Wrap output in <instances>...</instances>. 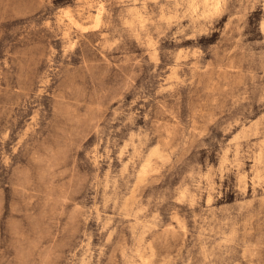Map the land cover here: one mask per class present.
I'll list each match as a JSON object with an SVG mask.
<instances>
[{"label":"clouds","instance_id":"obj_1","mask_svg":"<svg viewBox=\"0 0 264 264\" xmlns=\"http://www.w3.org/2000/svg\"><path fill=\"white\" fill-rule=\"evenodd\" d=\"M30 2L39 12V16L22 17L25 21L24 29H13L8 36L16 42L25 40L30 32H40L45 36L47 47L55 59L51 55L41 54L43 65L36 71L31 70V61H26L23 65L20 86L22 89L26 87L27 92L22 93V99L16 103L22 115L31 110L32 117L24 121V127L19 132L21 138L12 148V155L24 157L26 161L23 171L19 165L16 168L17 174L24 176L22 190L27 192L29 188L33 191L39 189L41 196L36 198L37 206L41 199L46 198L52 207L48 216L40 220L39 229L36 227V207L33 206L31 197L12 209L8 217L0 215V264H92L91 255L87 259H81L71 250H68L67 255L63 254V241L56 240L55 236L67 239L64 236L67 227L59 224V213L54 211L55 206L59 205L63 210L68 203L65 197L67 192L72 191L70 186L73 184L77 187L87 184L94 191L98 185L103 184L111 190V195H105L116 212V206L120 204L125 192L131 191V185L143 183L140 170L145 160L150 158L152 165L148 174L151 179L147 183L161 185L162 181L168 182L167 187L161 185L160 192L153 189L149 196L150 202L155 198L161 203L175 201L171 207L183 205L185 201L176 198V188L173 186L177 179L179 186L189 194L192 205H198L202 200L206 204L204 193L210 188L216 194V199H223L224 194L229 191L224 186L228 179L225 172L240 167L237 157L244 154L234 142L225 144L223 137L217 138L214 131L227 135L225 127L229 131L231 128L224 120L219 124L217 120L229 110L225 106L228 99H234L235 102L231 105L234 108L251 96L258 106L264 107V75L259 76L261 83L257 84L256 74H247L251 75V90L247 85L243 91L232 84L219 85L217 94L221 97V102L211 99L212 114L202 121L203 131L195 136L200 141L199 147L206 153L203 165L192 164L187 159L188 146L191 144L188 137L180 139L175 146L162 143L160 150L163 155L155 157L149 146V133L152 136L157 133L152 128H138L136 131L133 129L137 128L135 121L139 117L140 109L144 107L140 102H156V95L150 93L153 90L154 77L158 74L152 66L151 57L144 60L143 56H130L127 50L148 39L156 44L166 39L179 45L189 38L186 33L192 26L177 25L176 31L169 36L171 29L159 23L161 0H74L78 7L86 10L78 13L74 8L72 20L75 25L68 20L57 21L55 13L48 12L49 8L55 7L52 0ZM236 3L243 5L244 0H164V7L173 12L177 8L183 10L189 4H199L201 12L207 7H219L221 10L215 15L205 13L199 17L206 26L203 36L211 39L214 33H221L223 40L217 41L216 45H207L209 51L214 47L218 48V53L201 65L197 83L202 86L197 87L189 80L194 94L199 92L203 96L210 91L207 87L210 82L214 79L223 80V76L217 71L220 63L230 64L233 59H239L238 50L242 49L237 43L236 33L240 29L232 15ZM97 7L101 10L99 22L95 15L87 12V9ZM225 15L230 17L228 27L222 23ZM68 29L72 30V37L77 41L80 53L73 52L64 59L57 53H62L61 37ZM260 31L264 35V21L261 22ZM54 41L59 42V50L52 46ZM3 42L8 43L7 40ZM234 53L237 55L234 56ZM109 55L118 62L116 66L119 72L114 74L113 79L105 81L102 73L112 67V62L108 60ZM4 63L7 64V61ZM260 69H264V56L261 57ZM141 72L145 73L143 77L139 76ZM127 96L132 99L126 100ZM113 104L116 105L115 108L112 107ZM138 104L140 108L136 107ZM150 111L148 109L144 113L146 123L150 120ZM168 115L175 118L173 113ZM221 124H225V127H221ZM6 138V133L0 135V140ZM202 138H206L207 143ZM216 146L221 151L227 149L232 152L234 159L226 161V165L230 167H213L211 157ZM7 159V154L0 150V162ZM53 179L56 180V188L49 190ZM217 179L219 184L215 183ZM260 199L264 206V197ZM72 205L75 207V199ZM116 214L119 215L120 212ZM191 218H196L194 208ZM78 223L83 224L84 221ZM258 227L264 229V220L260 221ZM103 231L102 228L101 232ZM205 231L210 233L208 240L212 241V251L206 260L210 264H216L212 257L222 259V255L218 254L227 255L234 251L231 246L244 245L247 248L246 241L253 228L244 221L236 223L228 217L222 218ZM200 235L198 231L194 236L197 242ZM107 243L106 241L105 246ZM251 247L264 249V233L258 243ZM103 254L104 249L100 248L97 264ZM257 254L256 251L251 252L252 256ZM244 259H249L247 252ZM188 264H192V261L189 260ZM257 264H264V261H258Z\"/></svg>","mask_w":264,"mask_h":264},{"label":"rangeland","instance_id":"obj_2","mask_svg":"<svg viewBox=\"0 0 264 264\" xmlns=\"http://www.w3.org/2000/svg\"><path fill=\"white\" fill-rule=\"evenodd\" d=\"M55 7L49 8L48 12L55 13L57 21L68 20L63 15V11L70 10L74 14L86 11L83 7H78L74 0H52ZM70 5V6H65ZM64 9V10H63ZM213 7L200 11L199 4L189 6L183 10L177 8L175 12L164 7V0H161L159 9V23L171 29L168 35L176 31L177 25L187 27L191 25V30L186 33L189 37L179 45L172 44L166 39H162L159 44L152 39L142 41L139 46L135 44L128 49L129 55L135 57L143 56L144 60L152 58V66L158 74L153 80V90L150 94L156 95V102L148 100L141 101L144 107L140 109L139 117L135 123L137 128H152L157 135L149 133L150 148L155 153V157L162 156L160 150L162 143L175 146L183 137H188L191 144L188 146L187 159L192 164H204V149L199 147L200 141L195 136L203 131L202 121L212 114L211 99L221 102V97L217 94L220 84L227 86L234 85L243 91L245 85L251 90L252 79L249 73L256 74L257 84H260V75H264V69H260L261 57L264 56V35H261V22L264 21V0H244L243 5L236 3V8L232 15L236 18L240 31L236 33L239 59H233L230 64L220 63L217 71L223 76L222 81L213 80L207 87L208 93L201 96L199 92L194 94L192 85L200 87L201 65L206 60L217 56L218 48L211 51L207 45H216L217 41L223 40L221 33H214L211 39L202 35L205 25L199 19L201 15H215L219 11ZM89 15L98 13V7L87 9ZM35 15L39 12L34 9L30 0H0V135H7L6 139L0 140V150L8 156L7 161L0 162V215L8 217L12 209L17 208L21 202L29 197L32 198L33 206L36 207L37 221L36 227L40 228V220L48 216L52 207L47 199H41L37 206V199L41 196L39 189L33 191L31 188L26 192L22 190L23 175L16 172L17 165L21 171L26 167L24 157L12 155V148L20 140L19 132L24 127V121L32 117L29 110L26 115L19 111L17 100L22 99V93L27 92V88H21L20 78L24 71L23 65L26 61H31V70L41 69L43 61L41 54L51 55L47 47L45 36L40 32H30L23 41L13 42L8 33L13 29L21 31L24 29L25 21L22 17ZM230 17L225 15L222 23L228 27ZM69 21V20H68ZM74 25V24H73ZM79 30V28L77 29ZM97 30H99L97 28ZM102 38V37H101ZM7 40L5 44L3 41ZM63 50L61 54L64 59L75 52L80 53L77 41L72 37V30H66L61 37ZM52 46L59 50V42H53ZM202 53L204 55H202ZM119 55V53H115ZM234 56L237 53L233 54ZM55 59L54 55H51ZM112 62V67L103 71L102 78L105 81L114 78V74L119 72L117 61L112 55L108 56ZM7 61V64L4 63ZM75 61L74 65L75 66ZM71 70V69H70ZM127 70V68L125 69ZM135 69H133L134 71ZM131 74V72H129ZM145 73H139L143 77ZM242 81V82H241ZM183 82V83H182ZM127 96L126 100H131ZM234 99L226 101L224 116L221 120L230 125V131L225 127V132H215L217 138L223 137L224 143L234 142L239 146L243 156L237 157L241 166L231 168L225 172L227 180L224 186L229 191L224 194L223 199H216L215 193L210 188L204 193V198L198 205H192L189 194L179 186L178 179L173 183L176 188V198L184 200L183 205H174L175 201L161 203L158 199L149 201L153 189L157 192L162 190L161 185L167 187V181H162L161 185L147 183L151 179L149 172L152 165V158L145 160L140 170L143 183L137 182L131 185V191L125 192L121 202L113 211V204L107 199L105 193L111 195V190L106 185L100 184L95 191L87 184L77 187L71 185L72 191L67 192L65 199L68 203L61 210L59 205L54 208L59 213L58 222L67 227L64 236H55L56 240H62L65 246L64 255L68 250L74 251L77 257L87 259L91 255L92 264H97L98 250L104 249L103 256L99 257V264H210L206 257L212 251V241L208 240L210 233L205 229L211 228L222 218L231 217L236 223L244 221L252 226L253 231L249 234L244 245L234 247V251L227 255H222V259H217L216 264H257L264 261V249H253L251 245H256L261 239L264 229L258 227L260 221L264 220V206L261 197H264V107L256 104L251 96L243 104L231 107ZM140 104L136 107L140 108ZM47 107V103H45ZM116 107L115 104L112 105ZM149 112L150 120L146 123L144 113ZM174 114V119L168 115ZM219 116V113H216ZM227 117V120H225ZM15 121V124L13 122ZM233 121H235L233 123ZM207 143L206 138H202ZM91 143V141H89ZM55 151V149H53ZM199 153V157L197 154ZM82 155V154H81ZM233 154L229 150L221 151L216 146L212 152L211 163L213 167L226 165L227 160H233ZM114 161V165H115ZM7 164V166H5ZM103 176V174H102ZM47 179V178H46ZM230 181V184H229ZM219 184L217 179L215 182ZM63 187L62 185L60 186ZM56 188V180L53 179L50 189ZM122 191H124L122 189ZM94 197V198H93ZM75 199V207L72 201ZM194 208L195 217L191 218ZM123 209V211H120ZM219 209V210H218ZM111 218V219H109ZM198 218V219H197ZM79 221H84L79 224ZM104 229L101 232V229ZM201 235L197 239L194 236L197 232ZM108 242L105 246V242ZM83 245V247H81ZM258 254L252 256L251 252ZM249 254V259L245 260V253Z\"/></svg>","mask_w":264,"mask_h":264},{"label":"bare ground","instance_id":"obj_3","mask_svg":"<svg viewBox=\"0 0 264 264\" xmlns=\"http://www.w3.org/2000/svg\"><path fill=\"white\" fill-rule=\"evenodd\" d=\"M213 9H216V10L219 11V7H215ZM216 10H215V12H216ZM62 13H63L64 16H66L68 18L69 21H71L75 25V21L72 20V17H73V12L72 11L67 9V10L63 11ZM100 15H101V10L98 8V13L96 14V18H97L98 22L100 20Z\"/></svg>","mask_w":264,"mask_h":264}]
</instances>
